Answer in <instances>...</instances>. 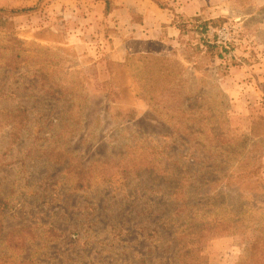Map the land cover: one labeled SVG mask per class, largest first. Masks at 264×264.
Instances as JSON below:
<instances>
[{
	"label": "rangeland",
	"instance_id": "1",
	"mask_svg": "<svg viewBox=\"0 0 264 264\" xmlns=\"http://www.w3.org/2000/svg\"><path fill=\"white\" fill-rule=\"evenodd\" d=\"M110 3L0 7V264H264V0L123 62Z\"/></svg>",
	"mask_w": 264,
	"mask_h": 264
},
{
	"label": "crops",
	"instance_id": "2",
	"mask_svg": "<svg viewBox=\"0 0 264 264\" xmlns=\"http://www.w3.org/2000/svg\"><path fill=\"white\" fill-rule=\"evenodd\" d=\"M113 0L108 18L114 29L110 36L108 61L123 62L129 55L169 57L181 43L179 19H193L207 6L206 0ZM0 0V7L6 6ZM180 17V18H179Z\"/></svg>",
	"mask_w": 264,
	"mask_h": 264
},
{
	"label": "trees",
	"instance_id": "3",
	"mask_svg": "<svg viewBox=\"0 0 264 264\" xmlns=\"http://www.w3.org/2000/svg\"><path fill=\"white\" fill-rule=\"evenodd\" d=\"M154 2H157V4L159 5V6H163L162 4H161V2H159V0H154ZM1 12V11H0ZM181 27H179V29H180ZM21 112V111H20ZM18 113H19V111H18V109H16L15 111H13V114H11V113H9L8 112V110L7 109H4L2 112H0V115H4V116H6V118L8 119V117L10 118H12V116H13V118H14V115L16 116H18ZM13 118L12 119H8V120H5V124H4V126H15V122L13 121ZM179 245V244H178ZM9 258H7V257H5V259L4 260H8ZM24 263H29V262H26V261H24V262H22L21 264H24Z\"/></svg>",
	"mask_w": 264,
	"mask_h": 264
}]
</instances>
